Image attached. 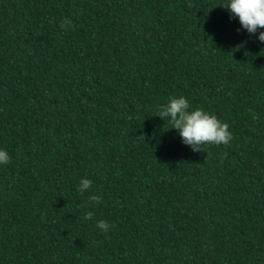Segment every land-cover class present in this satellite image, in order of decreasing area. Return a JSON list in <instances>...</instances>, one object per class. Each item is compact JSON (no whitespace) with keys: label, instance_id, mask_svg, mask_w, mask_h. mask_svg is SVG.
<instances>
[{"label":"trees","instance_id":"1","mask_svg":"<svg viewBox=\"0 0 264 264\" xmlns=\"http://www.w3.org/2000/svg\"><path fill=\"white\" fill-rule=\"evenodd\" d=\"M226 3L0 0V264H264V29ZM181 96L228 146L157 116Z\"/></svg>","mask_w":264,"mask_h":264},{"label":"clouds","instance_id":"2","mask_svg":"<svg viewBox=\"0 0 264 264\" xmlns=\"http://www.w3.org/2000/svg\"><path fill=\"white\" fill-rule=\"evenodd\" d=\"M233 17L238 18L241 27L250 35L264 29V0H227L222 7ZM71 21L65 19L61 28L70 26ZM239 31V29H238ZM259 42L264 43V31L257 37ZM190 105L183 96L170 97L169 101L161 105L157 110V116L167 120L172 125L185 145H189L192 151H203L205 145L228 146L233 139L229 131V125L221 122L215 115L205 112L203 109L189 110ZM203 146V148L201 147ZM10 163V156L7 151L0 150V165ZM92 187V181L87 178L80 180L77 191L81 194L88 192ZM88 202L91 205L102 203V197L89 195ZM94 213L88 211L83 219H93ZM96 227L107 232L112 225L104 220L97 221Z\"/></svg>","mask_w":264,"mask_h":264}]
</instances>
